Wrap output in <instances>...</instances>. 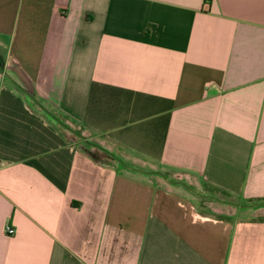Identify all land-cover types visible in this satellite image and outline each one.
Segmentation results:
<instances>
[{"label": "crops", "instance_id": "crops-1", "mask_svg": "<svg viewBox=\"0 0 264 264\" xmlns=\"http://www.w3.org/2000/svg\"><path fill=\"white\" fill-rule=\"evenodd\" d=\"M256 199L264 0H0V264H264Z\"/></svg>", "mask_w": 264, "mask_h": 264}, {"label": "rangeland", "instance_id": "rangeland-1", "mask_svg": "<svg viewBox=\"0 0 264 264\" xmlns=\"http://www.w3.org/2000/svg\"><path fill=\"white\" fill-rule=\"evenodd\" d=\"M200 194L203 193V191H198ZM206 198L200 197V205L204 206L203 202L206 201ZM209 200H213L215 202H224V201H233V198H230L226 196L225 194L221 193L220 191H215L214 193H211V198Z\"/></svg>", "mask_w": 264, "mask_h": 264}, {"label": "built area", "instance_id": "built-area-1", "mask_svg": "<svg viewBox=\"0 0 264 264\" xmlns=\"http://www.w3.org/2000/svg\"><path fill=\"white\" fill-rule=\"evenodd\" d=\"M6 232H7V234L11 235L14 233V229L10 225H7L6 226Z\"/></svg>", "mask_w": 264, "mask_h": 264}, {"label": "trees", "instance_id": "trees-1", "mask_svg": "<svg viewBox=\"0 0 264 264\" xmlns=\"http://www.w3.org/2000/svg\"><path fill=\"white\" fill-rule=\"evenodd\" d=\"M251 202H255V205H260V204H264V199H256V201H251Z\"/></svg>", "mask_w": 264, "mask_h": 264}]
</instances>
